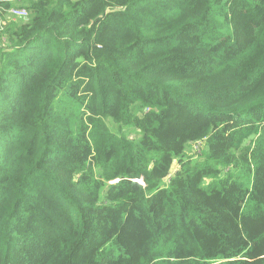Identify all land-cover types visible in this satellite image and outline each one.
Wrapping results in <instances>:
<instances>
[{
    "label": "trees",
    "instance_id": "trees-1",
    "mask_svg": "<svg viewBox=\"0 0 264 264\" xmlns=\"http://www.w3.org/2000/svg\"><path fill=\"white\" fill-rule=\"evenodd\" d=\"M0 20V264H264V0Z\"/></svg>",
    "mask_w": 264,
    "mask_h": 264
},
{
    "label": "rangeland",
    "instance_id": "rangeland-1",
    "mask_svg": "<svg viewBox=\"0 0 264 264\" xmlns=\"http://www.w3.org/2000/svg\"><path fill=\"white\" fill-rule=\"evenodd\" d=\"M13 9H24V7H12V8L7 12V14H6V18H7L6 24H7V22L10 21V20H21L22 18H28V16H26V17H22V16L16 14V13H19V14H23V13H22L21 11H18V12L15 13V12L13 11ZM4 24H5V20H2V22L0 21V33H2V31H3V29H4V27L2 28V25H4ZM0 40H1V41H0V44L3 42V40L7 42V40L4 39V37H2ZM106 123H107L108 127H109L112 131H117V126L114 125L112 119L108 118V119L106 120ZM195 148H197V146H195Z\"/></svg>",
    "mask_w": 264,
    "mask_h": 264
},
{
    "label": "built area",
    "instance_id": "built-area-1",
    "mask_svg": "<svg viewBox=\"0 0 264 264\" xmlns=\"http://www.w3.org/2000/svg\"><path fill=\"white\" fill-rule=\"evenodd\" d=\"M13 11L15 13L18 12V11H21L23 14H19V13H16V14H18V15H20L22 17L28 16V12H27V10L25 8L24 9H13ZM0 21L2 22V20H0Z\"/></svg>",
    "mask_w": 264,
    "mask_h": 264
}]
</instances>
